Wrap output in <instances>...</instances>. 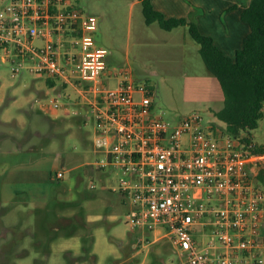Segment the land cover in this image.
<instances>
[{
	"label": "rangeland",
	"instance_id": "374dc122",
	"mask_svg": "<svg viewBox=\"0 0 264 264\" xmlns=\"http://www.w3.org/2000/svg\"><path fill=\"white\" fill-rule=\"evenodd\" d=\"M72 2L98 16L95 37L108 50L110 72L129 69L138 84L148 85L157 115L177 120L199 111L205 124L226 127L213 114L224 105L222 88L188 26L148 24L138 0ZM2 56L0 264H187L165 226L132 227L131 197L118 189L112 168L97 167L100 132L81 93L62 77L51 85L47 74L25 67L15 74ZM122 76L104 74L102 80L115 88ZM58 93L67 106L44 108ZM251 136L264 150V114ZM58 169L65 170L59 180L53 177ZM259 183L264 190V180ZM212 228L199 234L204 246Z\"/></svg>",
	"mask_w": 264,
	"mask_h": 264
},
{
	"label": "built area",
	"instance_id": "2783aa9c",
	"mask_svg": "<svg viewBox=\"0 0 264 264\" xmlns=\"http://www.w3.org/2000/svg\"><path fill=\"white\" fill-rule=\"evenodd\" d=\"M0 2L3 60L15 74L25 67L62 77L85 98L100 132L97 167L112 168L131 197L132 227L165 226L187 264H264V190L256 177L264 153L218 123L205 124L199 111L177 120L157 115L148 85L129 69L110 72L108 50L95 37L98 16L72 0ZM104 74L123 76L109 88ZM59 97L44 108H65ZM64 176L58 169L54 177ZM208 224L204 246L199 234Z\"/></svg>",
	"mask_w": 264,
	"mask_h": 264
},
{
	"label": "trees",
	"instance_id": "16d2710c",
	"mask_svg": "<svg viewBox=\"0 0 264 264\" xmlns=\"http://www.w3.org/2000/svg\"><path fill=\"white\" fill-rule=\"evenodd\" d=\"M139 1L148 24L158 22L165 30L188 26L191 36L200 45L199 51L207 68L223 91L224 105L215 109L214 115L225 122L227 132L253 143L251 130L259 125L264 114V0H250L245 8L242 18L248 22L250 30L233 56L222 50L211 35L203 33L195 21L186 17H167L151 0ZM48 82L54 85L52 77H48ZM254 149L264 153L255 144ZM256 177L264 180V164Z\"/></svg>",
	"mask_w": 264,
	"mask_h": 264
},
{
	"label": "crops",
	"instance_id": "0c3cea01",
	"mask_svg": "<svg viewBox=\"0 0 264 264\" xmlns=\"http://www.w3.org/2000/svg\"><path fill=\"white\" fill-rule=\"evenodd\" d=\"M151 1L167 17H186L195 21L200 30L211 35L215 43L230 56L243 45L250 30L248 22L242 18L250 0Z\"/></svg>",
	"mask_w": 264,
	"mask_h": 264
}]
</instances>
